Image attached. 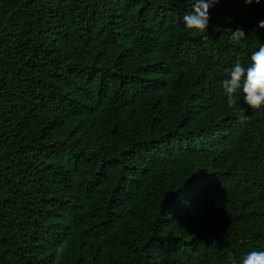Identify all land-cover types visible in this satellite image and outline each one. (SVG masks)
<instances>
[{
  "label": "trees",
  "instance_id": "1",
  "mask_svg": "<svg viewBox=\"0 0 264 264\" xmlns=\"http://www.w3.org/2000/svg\"><path fill=\"white\" fill-rule=\"evenodd\" d=\"M191 11L0 0V264H231L264 251V109L240 91L229 107L222 88L264 43V0H219L203 33L185 27Z\"/></svg>",
  "mask_w": 264,
  "mask_h": 264
},
{
  "label": "clouds",
  "instance_id": "2",
  "mask_svg": "<svg viewBox=\"0 0 264 264\" xmlns=\"http://www.w3.org/2000/svg\"><path fill=\"white\" fill-rule=\"evenodd\" d=\"M192 11L183 16V22L187 29L206 32L209 27V9L219 0H190ZM245 4H252L253 0H244ZM259 4L260 0H255ZM259 28H264V20L258 22ZM245 33L243 29L233 30L231 39L239 42ZM227 78L222 81V88L227 97L226 103L229 107L237 103L235 94L242 92L243 102L252 110L264 109V43L259 45L258 50L252 52L250 64L243 66L237 58L233 66L225 69ZM241 124L249 120L245 110L241 109L237 115ZM231 264H264V251H250L238 260L234 257Z\"/></svg>",
  "mask_w": 264,
  "mask_h": 264
}]
</instances>
